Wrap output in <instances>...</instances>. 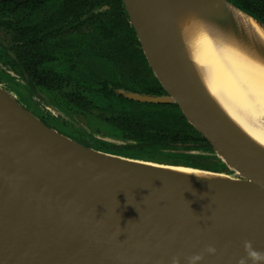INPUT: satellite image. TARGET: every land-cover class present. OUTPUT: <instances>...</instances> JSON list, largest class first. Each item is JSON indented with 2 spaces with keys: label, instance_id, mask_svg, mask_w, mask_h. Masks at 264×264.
<instances>
[{
  "label": "water",
  "instance_id": "water-1",
  "mask_svg": "<svg viewBox=\"0 0 264 264\" xmlns=\"http://www.w3.org/2000/svg\"><path fill=\"white\" fill-rule=\"evenodd\" d=\"M121 1L164 90L125 94L176 104L225 170L179 171L85 146L0 85V264H170L177 253L186 264L184 256L210 243L217 255L199 264H236L245 239L264 250V149L208 96L178 26L195 12L264 56V43L232 9L264 22L230 0Z\"/></svg>",
  "mask_w": 264,
  "mask_h": 264
},
{
  "label": "flooded vegetation",
  "instance_id": "flooded-vegetation-1",
  "mask_svg": "<svg viewBox=\"0 0 264 264\" xmlns=\"http://www.w3.org/2000/svg\"><path fill=\"white\" fill-rule=\"evenodd\" d=\"M121 7V0H0V32L7 36L0 38H11L0 40V83L22 91L19 103L89 147L120 144L88 131L78 116L90 122L96 112L115 129L109 137L123 138L106 119L144 102L125 92L157 95L143 91L153 73Z\"/></svg>",
  "mask_w": 264,
  "mask_h": 264
},
{
  "label": "clouds",
  "instance_id": "clouds-1",
  "mask_svg": "<svg viewBox=\"0 0 264 264\" xmlns=\"http://www.w3.org/2000/svg\"><path fill=\"white\" fill-rule=\"evenodd\" d=\"M179 27L184 54L208 96L264 149V56L195 12L179 21ZM256 33L264 43V30L257 26ZM243 249L245 255L236 264H264V250L255 248L252 240L245 239ZM217 253L215 244L210 243L201 252L184 256V260L186 264H199L207 254ZM182 255H173L170 264H181Z\"/></svg>",
  "mask_w": 264,
  "mask_h": 264
},
{
  "label": "trees",
  "instance_id": "trees-1",
  "mask_svg": "<svg viewBox=\"0 0 264 264\" xmlns=\"http://www.w3.org/2000/svg\"><path fill=\"white\" fill-rule=\"evenodd\" d=\"M230 1L264 22V0ZM122 10L124 12V9ZM23 46L24 44L20 47ZM138 50L141 52L140 49ZM143 91L153 94H162L164 92L154 75L150 84L144 86ZM118 96L121 97L122 95ZM123 98L132 102L126 97ZM133 102V105L127 104L125 108L118 110L116 114L107 118L106 121L119 129L122 132L121 136L123 138L133 140L136 144L126 143L123 145H113L112 148H95L125 153L136 157L139 154H143L142 152L152 145L158 146L160 149H211L206 139L186 122L176 104ZM76 105L79 108L87 107L78 101Z\"/></svg>",
  "mask_w": 264,
  "mask_h": 264
},
{
  "label": "rangeland",
  "instance_id": "rangeland-1",
  "mask_svg": "<svg viewBox=\"0 0 264 264\" xmlns=\"http://www.w3.org/2000/svg\"><path fill=\"white\" fill-rule=\"evenodd\" d=\"M2 34L6 36L5 33L0 32V37H3ZM0 40L5 42L6 44H9L11 41V38H0ZM0 85L3 87L2 83H0ZM5 89L8 90L15 98L19 99L20 94L23 95V93H21L22 91L17 90L13 87H10V88L6 87ZM23 104H26V102L23 101ZM64 115L66 116V114ZM96 115H97L96 112L95 114L93 113V115L90 117L91 119L90 122L87 119L86 121H84V118H86L84 117L85 115L78 116L77 118L80 120L79 123H81L84 126V128H86L88 131L95 133L97 136H100L101 138L105 140H108L110 142H114L120 145L123 143H129V141L119 136L112 137V138L109 137L108 134L113 132L115 129H112L109 125H106L100 119V117L98 119ZM65 134H67V132ZM180 150H183V151H180ZM142 153L143 154H139L137 157L156 160V161H160L164 163H172L178 166L183 165L182 167H187V168L191 166H196V167H202V168H207L211 170H225V167L221 164V162L214 155H211L205 152L204 150L203 151L202 150L193 151L190 149L182 148V149H174L171 152V151H165V150L163 151L160 149V150H155L153 152L152 151L149 152L148 150H146Z\"/></svg>",
  "mask_w": 264,
  "mask_h": 264
},
{
  "label": "bare ground",
  "instance_id": "bare-ground-1",
  "mask_svg": "<svg viewBox=\"0 0 264 264\" xmlns=\"http://www.w3.org/2000/svg\"><path fill=\"white\" fill-rule=\"evenodd\" d=\"M232 12H233L234 17L237 18L249 31L253 32L254 34L257 35V33H256V27L257 26H259L262 30H264L263 26H261L255 20H253L252 18L246 16L245 14H243V13H241V12L235 10V9H232ZM179 21H181V20H179ZM179 31H180V34H181L180 27H179ZM169 165H170V167L176 168L179 171L181 170V171H186V172H196V173H200V174L209 173V172H205L204 170L197 169V168H194V167H188L187 168V167H182L183 165H180V166L173 165V164H169Z\"/></svg>",
  "mask_w": 264,
  "mask_h": 264
}]
</instances>
